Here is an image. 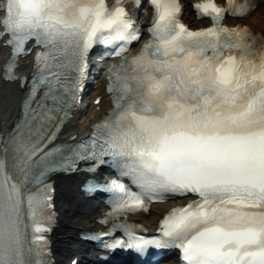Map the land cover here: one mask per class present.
I'll return each instance as SVG.
<instances>
[{"label": "snow or ice", "instance_id": "6c2138e0", "mask_svg": "<svg viewBox=\"0 0 264 264\" xmlns=\"http://www.w3.org/2000/svg\"><path fill=\"white\" fill-rule=\"evenodd\" d=\"M150 2L145 32L126 6L143 0H0V41L12 46L6 79L17 80L18 56L35 49L30 78L19 79L20 114L0 135V264H53L52 176L105 165L117 176L79 186L111 194L99 218L109 228L81 233L101 241L103 259L176 246L181 264H264V35L224 23L257 4L197 0L212 22L192 28L181 0ZM101 43L100 62L119 58L107 67L113 107L86 139L61 141ZM177 197L184 202L162 211L153 234L123 219Z\"/></svg>", "mask_w": 264, "mask_h": 264}, {"label": "bare ground", "instance_id": "6f19581e", "mask_svg": "<svg viewBox=\"0 0 264 264\" xmlns=\"http://www.w3.org/2000/svg\"><path fill=\"white\" fill-rule=\"evenodd\" d=\"M185 4V12L183 18L196 27L206 25L208 22L196 20L195 14L191 10V2L194 0H182ZM257 4L247 16L240 19H229L232 23H243L256 34L264 35V2L262 0H254ZM145 14L143 13L141 19ZM143 21V20H142ZM0 48V66L5 60V56ZM26 61V60H25ZM22 62V65L25 64ZM105 92L104 82L100 81L95 88L94 95L90 104L83 110H80L78 117L71 119L62 134L69 137L72 134H82L89 129V126L97 121L103 113L109 108V100ZM23 96L16 82H6L0 77V126L5 129L11 126L19 114V102ZM99 99V103L95 100ZM81 178L80 175H72L71 177H60L56 179V205L58 212V227L55 236L57 248L53 253L56 264H61L64 258L67 261L77 253H83V258H92L94 254L85 243L73 237L79 229L96 228V217L101 214L104 208H100L95 200H84L79 197V191L76 185ZM169 204H157L153 206L149 213L141 215L140 220L150 228H154L156 219L160 213L167 209ZM54 262V263H55ZM60 262V263H58ZM86 264H95L92 261Z\"/></svg>", "mask_w": 264, "mask_h": 264}, {"label": "rangeland", "instance_id": "374dc122", "mask_svg": "<svg viewBox=\"0 0 264 264\" xmlns=\"http://www.w3.org/2000/svg\"><path fill=\"white\" fill-rule=\"evenodd\" d=\"M263 9H264V5H263ZM61 264H67V261H65V262L64 261H61Z\"/></svg>", "mask_w": 264, "mask_h": 264}]
</instances>
